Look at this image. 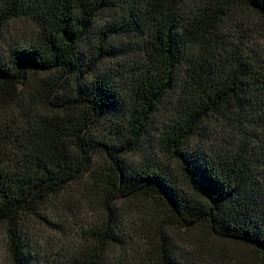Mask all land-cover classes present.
I'll use <instances>...</instances> for the list:
<instances>
[{"label": "trees", "instance_id": "16d2710c", "mask_svg": "<svg viewBox=\"0 0 264 264\" xmlns=\"http://www.w3.org/2000/svg\"><path fill=\"white\" fill-rule=\"evenodd\" d=\"M261 40L264 0H0L6 264H264Z\"/></svg>", "mask_w": 264, "mask_h": 264}, {"label": "rangeland", "instance_id": "374dc122", "mask_svg": "<svg viewBox=\"0 0 264 264\" xmlns=\"http://www.w3.org/2000/svg\"><path fill=\"white\" fill-rule=\"evenodd\" d=\"M258 51L264 56V40L259 41V43H257V47ZM112 64L109 61H106V63L100 65L97 68L98 72H101L105 69L111 68ZM93 135L96 137L97 135L99 136V133L97 134V132L93 133ZM97 138V137H96ZM126 160L129 162V165H142L143 162L142 160L137 156H130L127 157ZM74 198H76V196H74ZM71 202V201H70ZM82 210H85V207L82 205L81 207ZM81 214V215H80ZM89 214V213H88ZM75 216V221L77 223H85L86 219L85 216V211L81 212L75 209H72L71 211H67L64 208H62V206H60L59 208L57 207H51L50 211L45 213V217L47 220L51 221L54 224H60L61 225V229L63 231H65V236L63 237H57L55 236L54 233L51 232V230L49 229V226H47L46 224H41L39 225L38 223H34L32 221H27V225L28 226V230L26 231L27 235H28V241H29V245H31L32 247L36 248V250L40 253L41 256L45 255V253L49 250L48 248L50 247V245L48 244H52V241L50 238L53 237H57L54 238V240H57L59 238V243H61V241L64 242H73L72 246H77L75 243L76 240H78V234H79V227L81 226H76L74 225L73 222V217L71 216ZM59 217H63V219L59 218ZM61 220V221H60ZM125 220H128L127 224H131V221L133 222V220L131 218H126ZM131 220V221H130ZM67 221V222H65ZM58 222V223H57ZM62 222V223H60ZM1 231V230H0ZM50 242H47V241ZM176 242H177V246L183 250L186 251L185 253H189L192 251V249H188V242H182L180 239L176 238ZM72 244V243H71ZM46 257V256H45ZM206 258V257H203ZM0 264H6L5 262V254L3 253V243H2V236L0 234ZM204 264V262H203Z\"/></svg>", "mask_w": 264, "mask_h": 264}]
</instances>
